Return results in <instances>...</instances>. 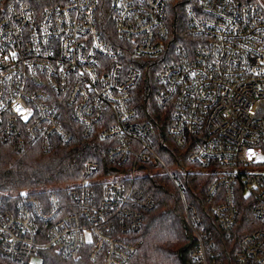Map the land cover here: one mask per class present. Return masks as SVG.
Listing matches in <instances>:
<instances>
[{"label":"built area","instance_id":"built-area-1","mask_svg":"<svg viewBox=\"0 0 264 264\" xmlns=\"http://www.w3.org/2000/svg\"><path fill=\"white\" fill-rule=\"evenodd\" d=\"M105 1L111 31L99 25ZM171 1L64 0L37 11L0 0V157L2 148L20 153L30 145L49 152L56 141L70 143L76 128L107 144V165L87 162L65 197L0 201L1 260L29 264L40 249L70 259L89 248L91 263L129 264L142 244L143 215L154 208L136 182L157 171L181 199L192 264H264V0H191L182 45L169 33ZM142 59L162 63L156 102L169 107L167 133L191 148L192 168L176 172L161 161L152 127L131 105ZM189 169L214 177L205 197L227 241L237 195L251 203L258 227L229 260L185 200L180 175Z\"/></svg>","mask_w":264,"mask_h":264},{"label":"trees","instance_id":"trees-1","mask_svg":"<svg viewBox=\"0 0 264 264\" xmlns=\"http://www.w3.org/2000/svg\"><path fill=\"white\" fill-rule=\"evenodd\" d=\"M19 1L41 11L64 0ZM190 2L172 0L168 6L167 25L174 45L185 44L187 39L183 10ZM99 25L102 30L111 31L110 9L106 1L99 12ZM139 62L141 78L131 97V105L138 114V120L152 127L155 151L167 167L172 170L192 168L188 161L191 148L178 147L167 133L170 125L169 107H162L156 102L160 92L156 77L162 63L146 59ZM106 145L96 135L84 138L80 129L76 128L70 143L56 141L49 152H43L37 145H30L20 153L2 148L0 201H15L23 193L39 199H44L51 192L65 197L67 190L81 179L87 162L95 161L102 167L107 165L103 155ZM213 179L211 174L202 172L180 175L186 202L197 210L207 229L213 233L216 244L222 249H229L226 255L229 260L237 250L240 238L258 227V224L251 217V203L240 193L236 197L237 226L233 239L227 241L211 216L213 202L207 201L205 197ZM136 183L146 196L152 198L154 208L143 215L142 228L136 238L142 244L129 264H192L190 254L194 249V238L186 225L181 199L169 179L165 175L151 173L140 177ZM217 200H222L221 191ZM88 251L89 248H84L74 258L62 259L56 250L40 249L37 257L41 264H100L88 260ZM0 264L9 263L0 259Z\"/></svg>","mask_w":264,"mask_h":264},{"label":"rangeland","instance_id":"rangeland-1","mask_svg":"<svg viewBox=\"0 0 264 264\" xmlns=\"http://www.w3.org/2000/svg\"><path fill=\"white\" fill-rule=\"evenodd\" d=\"M173 171H178V170H173ZM190 171L194 172L193 170H190ZM151 173H159V172H157V171H151ZM23 194H26V193H23ZM29 264H41V261H40V259L38 257H35V258H31L29 260Z\"/></svg>","mask_w":264,"mask_h":264}]
</instances>
